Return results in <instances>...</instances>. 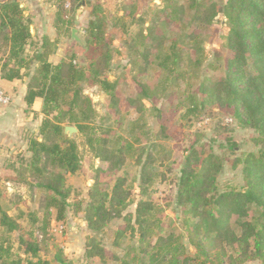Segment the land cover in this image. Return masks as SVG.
<instances>
[{"label": "rangeland", "instance_id": "rangeland-1", "mask_svg": "<svg viewBox=\"0 0 264 264\" xmlns=\"http://www.w3.org/2000/svg\"><path fill=\"white\" fill-rule=\"evenodd\" d=\"M19 2L24 15L30 18L31 40L22 54L26 63L20 70L22 77L13 82L0 78V89L10 98L7 106H0V209L22 229L7 233L0 227L2 262L183 264L188 260L186 264H263L259 260L248 261L233 248L221 249L217 245L205 246L211 251L209 261L204 256L197 258L188 239L192 221L189 205L178 203V184L183 169L199 173L208 167L206 161L212 156L221 167L214 185L220 190L241 191L244 183L239 163L246 154L258 150L257 133L235 116L232 107L213 100L198 101L197 110L187 113L189 93L196 94L200 86L226 78L230 55L226 49L228 26L225 19L219 15L211 25L196 30L197 49L191 47L186 38L192 31L187 23L190 21L188 14L182 12L180 21L156 20L165 36L160 53H167L174 43L183 55L180 71L187 75L183 81H174L166 78V73L157 66L143 61V48L136 39L138 32L156 19V12L163 8L161 0H81L74 4L73 0H63L64 5H69L68 9L64 8L67 29L59 34L55 29V36L50 38L38 34L36 20L45 16L47 23L50 15L53 25L55 4L59 0ZM133 7L137 11L136 20L128 18ZM94 22L100 23L104 33V41L97 50L93 44L85 42L91 38L89 27ZM72 29L78 31L84 45L71 39ZM2 34L0 31V66L7 56ZM43 38L48 39L47 44ZM104 44L110 45L111 61L102 76L117 86L116 105L110 107L108 97L97 87L78 83L81 95L91 100L93 114L85 132L77 131L70 137L63 133L76 146L79 168L74 174H64L65 216L62 222H56L55 212L45 209L46 196L50 192L38 184L43 177L51 175L52 178L59 170L40 163L43 177L37 181L26 168L30 163L28 143L42 140L39 134L41 99L35 100L31 107L23 101L28 89L41 81L40 63L34 57L38 51L44 53V61L52 66L71 62L85 70L94 65L101 71L103 60L99 56L100 51L105 50ZM196 60L198 66H194ZM15 67L11 62L10 68ZM245 74L252 75L248 65ZM136 82L143 84L141 88L147 96L141 102ZM67 110L68 105H62V111ZM74 112L77 113V109ZM238 113L242 119L241 108ZM225 118L232 119L227 126ZM62 125L75 128L76 123L65 120ZM126 143L130 147L122 148L124 152L119 158L118 150ZM98 155H103L106 161ZM91 203L103 204L105 210H100L102 219L95 218L88 226L85 216ZM154 226L157 227L152 234L144 238L139 236L141 231L148 232ZM231 228L238 233L235 223ZM20 236L35 241L36 259L23 252L18 242ZM159 236L171 247L152 258L155 254L152 248ZM173 248L178 250L172 252ZM169 250L171 253L167 252Z\"/></svg>", "mask_w": 264, "mask_h": 264}, {"label": "trees", "instance_id": "trees-1", "mask_svg": "<svg viewBox=\"0 0 264 264\" xmlns=\"http://www.w3.org/2000/svg\"><path fill=\"white\" fill-rule=\"evenodd\" d=\"M77 1L81 0H73V4ZM182 1L183 5L180 4ZM161 2L163 8L156 12V19L136 35L139 41L137 43L143 48L141 55L143 61L147 65L157 66L160 71L166 73V78L183 81L187 75L186 72L180 71L183 66V55L176 50L174 43L167 53H160L165 36L158 29L156 20L180 21L182 12L188 14L190 21L187 23L192 27V31L186 38L190 41V46L197 49L196 30L211 25L220 15L228 26L226 49L230 57L227 62L226 78L221 82L200 86L196 94L189 93L186 96V101L189 102L187 113L192 114L197 110L198 101L205 103L213 100L218 104L232 107L235 116L258 136L257 152L246 154L239 163L244 183L241 191L233 188L220 190L214 185L215 175L221 167L219 161L212 156L206 161L208 167L199 173L188 172L186 169L181 171L177 196L179 204H187L190 208L192 221L189 223V243L196 251L197 258L204 256L207 261L211 251H207L205 246L217 245L219 248L225 246L233 248L248 261L259 260L264 264V0H161ZM19 5V0L0 2V31L3 33V41L7 48L6 60L0 66V78L6 82H13L22 77L20 70L26 67L22 54L31 40L29 15L25 16L24 8H20ZM55 7L57 11L53 28L59 34L61 30L66 31L68 22L63 0H59ZM136 12L133 7L128 13V18L136 20ZM91 26L89 27L91 38H87L85 42L88 45L93 44L94 50H97V46H101L100 42L104 41V33L99 22H94ZM46 39L43 38L45 44L48 41ZM158 43L160 47L157 46ZM103 46L105 50L100 51L99 56L103 60L101 71L94 65L85 70L73 66L71 62H60L52 66L44 61V53L39 54L37 51L34 58L40 63L41 81L30 87L23 98L28 107H31L36 99H41L42 121L39 134L42 140L34 139L28 143L30 163L26 168L32 171L37 181L43 177V171L39 168L40 163L59 170L58 174H52V178L51 175L48 178L43 177L38 184L43 190L50 192L46 196L45 209L55 212L56 222H62L65 216L64 174H74L79 168L76 146L64 137L62 124L65 120L76 123L78 133H83L89 129L87 121L93 114L91 100L81 95L78 83L97 87L108 97L110 107L116 105L117 86L102 76V71H108L111 61L110 45ZM44 47L45 45L41 47L43 52ZM11 62L16 64L15 68H10ZM195 65H199L198 60L194 62ZM247 65L252 68L250 77L245 74ZM136 84L140 88L138 101L141 102L147 96L141 88L143 84L140 82ZM64 104L68 105L67 112L62 111ZM239 108L242 109V119L238 113ZM74 109L78 112L75 113ZM98 142L100 143V140ZM89 144L91 145L90 142ZM129 147L130 145L126 143L124 147L119 148V158L124 152L122 148ZM98 158L106 161L103 155H98ZM202 163L203 161L201 165ZM89 196L93 197L92 194ZM100 210H105L103 204L91 203L88 206L85 216L88 226L92 225L95 218L102 219ZM233 223L238 227V233L231 228ZM0 227L7 233L21 232L22 229L1 209ZM156 227L150 228L148 232L141 231L139 236L144 238L148 233L152 234ZM203 240L206 242L202 243ZM164 241L161 236L157 237L152 248L155 252L152 258L158 257L166 247H171V244H166L168 241L166 243ZM18 242L25 254H30L33 259L37 258V245L34 240L31 238L24 240L20 236ZM176 250L178 248L171 249L172 252ZM2 259L0 255V264H4ZM187 261L184 260L183 264ZM37 264L48 263L37 261Z\"/></svg>", "mask_w": 264, "mask_h": 264}, {"label": "crops", "instance_id": "crops-1", "mask_svg": "<svg viewBox=\"0 0 264 264\" xmlns=\"http://www.w3.org/2000/svg\"><path fill=\"white\" fill-rule=\"evenodd\" d=\"M40 14L41 13L37 14L36 16L38 17ZM47 17H48L47 19H49V21L47 20V23L45 22L46 20L45 16L40 17L39 20H36L37 23L36 30L37 32L39 31L38 34H40V36H42V34H46L50 38L53 35L55 36V29L53 28L52 23L50 24V15Z\"/></svg>", "mask_w": 264, "mask_h": 264}, {"label": "water", "instance_id": "water-1", "mask_svg": "<svg viewBox=\"0 0 264 264\" xmlns=\"http://www.w3.org/2000/svg\"><path fill=\"white\" fill-rule=\"evenodd\" d=\"M20 7H22L20 5ZM29 32H31V29H29ZM71 39L74 40L78 45L82 46L84 45L83 42L79 39L78 31L75 29L71 30ZM64 135L71 136L73 133H77V129L74 127H64L63 128Z\"/></svg>", "mask_w": 264, "mask_h": 264}, {"label": "built area", "instance_id": "built-area-1", "mask_svg": "<svg viewBox=\"0 0 264 264\" xmlns=\"http://www.w3.org/2000/svg\"><path fill=\"white\" fill-rule=\"evenodd\" d=\"M65 9L69 8V5L66 3L64 5ZM10 98L7 96L1 89H0V106H7L9 104ZM205 122H208V119L205 120ZM232 122V119L230 118H225L224 119V124L227 126Z\"/></svg>", "mask_w": 264, "mask_h": 264}]
</instances>
